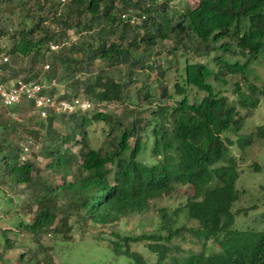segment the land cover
Masks as SVG:
<instances>
[{
  "label": "trees",
  "instance_id": "trees-1",
  "mask_svg": "<svg viewBox=\"0 0 264 264\" xmlns=\"http://www.w3.org/2000/svg\"><path fill=\"white\" fill-rule=\"evenodd\" d=\"M176 1L66 0L60 6L54 0H0V37L10 40L0 53L8 58L10 75L64 81L72 96L81 87V97L92 104L84 112L66 114L61 132L53 122L64 114L48 112L41 119L28 102L0 106V186L27 188L26 207L35 206L31 221L19 223V230L31 233L36 242L47 231L69 240L68 220L74 217L78 225L111 227L100 250H107L112 262L88 264H264V231L234 228L240 209H231L240 196L239 158L231 149L242 155L256 138L264 140V125L245 131V116L238 113L257 108L264 98V85L252 81L256 76L251 77L249 67L264 60V0H179L180 8ZM69 33L76 35L75 41ZM161 54L164 62L174 61V68L182 58L172 95L163 83ZM78 70L90 76L80 80ZM143 70L155 71L153 83L140 81ZM233 74H239L244 87L235 81L226 97L223 78ZM134 87L136 102L131 104ZM189 88L194 91L190 102ZM43 91L58 92L56 87ZM124 102L137 108L125 125L112 113L97 110L102 103ZM24 109L36 129L27 130L11 116ZM127 111L133 113L125 108L122 115L128 116ZM138 111H148L149 118ZM99 120L108 129L104 149L90 146L84 137L86 126ZM148 126L152 144L144 159ZM27 136L41 137L37 152L48 160V175L58 174L60 183L51 186L48 175L39 174L31 160L36 151L19 160L20 142ZM71 144L79 145L76 152ZM178 187L189 189L181 205H155ZM149 212L157 220L147 231L113 228L121 219ZM1 235L0 259L10 248L5 233ZM186 235L197 250L176 242ZM208 241L215 244L214 251L206 252ZM132 244H140L152 258ZM18 262L55 264L50 255L38 257L35 249L21 253Z\"/></svg>",
  "mask_w": 264,
  "mask_h": 264
},
{
  "label": "rangeland",
  "instance_id": "rangeland-1",
  "mask_svg": "<svg viewBox=\"0 0 264 264\" xmlns=\"http://www.w3.org/2000/svg\"><path fill=\"white\" fill-rule=\"evenodd\" d=\"M179 1V0H177ZM175 2V6L180 8L181 3ZM182 1V0H180ZM194 1V0H188ZM4 9L6 8V5ZM14 21V18H12ZM70 34V33H69ZM70 37V41L76 40V35H68ZM78 37V36H77ZM10 40L6 37H0V52H4L9 44ZM65 41H63L64 43ZM166 43L165 45H168ZM156 51H162L158 47L154 48ZM163 53V52H162ZM162 55H159L158 62L159 64H163L166 68L165 74L163 76V83L166 86L167 92L172 95L173 94V83L175 81L180 82V69L182 67V58L178 59V62L175 63L171 59L170 61H163ZM227 56V54H225ZM203 57V56H202ZM177 58V57H176ZM201 59V58H199ZM258 62V63H256ZM99 62L94 63V69ZM45 65V64H44ZM42 68L48 70L49 67ZM49 66V65H48ZM38 67V65L36 66ZM251 68V77L252 75L256 76L252 81L264 85V60L255 61L249 64ZM76 74L80 80H83L85 77H89L90 73L86 71L78 70ZM41 72V71H40ZM124 72L121 67L120 74ZM113 76H117V73H113ZM156 73L154 70L150 71L148 74L146 70L140 72V81L144 83H153L154 77ZM59 78V74L56 76ZM227 83L225 85V94L224 96H229V92L231 91V85L235 81H239L240 85L244 87V82L239 77V74L233 75H225L223 78ZM58 92L63 93L64 91L68 93V96H72L71 88H68L65 82H57ZM81 86V85H79ZM78 86V87H79ZM138 92H140L141 87L138 83ZM131 89V104L136 102L135 99V88ZM158 89V88H157ZM156 88L153 91H157ZM81 87L77 90V97L80 98L83 94ZM194 93L192 88L187 90L188 101H191V94ZM199 94V93H198ZM198 94L195 95L194 98H198ZM61 94H58V97ZM65 98V97H64ZM170 102V100H169ZM168 102V103H169ZM26 107L25 105H23ZM143 107V106H142ZM141 107V108H142ZM96 108V107H95ZM97 110L112 113L114 117L119 118L122 121L123 125L127 123V121L131 120L133 116L136 115L137 108H133L132 105H129L128 102L124 103H109V104H101V106H97ZM125 108H128L133 111L132 114L127 111L128 116H123L122 112ZM20 113L16 114V118H18L19 123L22 125H26V129H36L37 126L33 121L32 117L29 115L26 109L20 110ZM141 117H144L146 120L149 118L148 111H138ZM240 115H244L245 119L243 122V128L245 131H253L254 127L257 125H264V98L260 99L257 108H242L238 111ZM30 117V118H29ZM15 119V118H14ZM63 119V120H62ZM66 119V115L54 120L53 128L62 131L64 128V124L62 121ZM107 125H105L102 121H91L85 128L84 137L90 146L94 148H106L105 144V132ZM21 127L18 128V132ZM150 126L146 128L147 140H145L143 145V153L141 154V158L148 159V151L152 144V139L149 135ZM42 135V132H40ZM227 134V133H226ZM21 135V134H20ZM15 138L14 136H11ZM81 135L77 134L76 139H80ZM31 151L30 155H33L37 151H39L41 137L34 139L32 136L30 137ZM143 139V138H142ZM130 143L132 139L129 140ZM67 147V145H64ZM78 144H71L70 149L72 152H76L78 150ZM36 151V152H35ZM231 152L239 158V177L236 182V186L240 191V196L238 201L233 204L232 210L240 209L237 215L234 217L233 227L236 229H253V230H263L264 231V140L260 141V139H255L248 147L244 148L243 154L237 150L236 148H232ZM37 158L33 157L31 159L34 162V165L39 172L40 175L47 176L49 172L45 169L44 164L48 161L47 159H42L40 154L37 152ZM31 157V156H30ZM241 158V159H240ZM37 159V160H36ZM79 159V158H78ZM66 180H70V176L66 177ZM48 180L51 186H55L56 184L61 182L60 176L58 174H54L53 177L48 175ZM189 193L188 187H178L171 194L164 195L162 200H159L155 203V205L167 206L169 208L177 207L181 205L183 202L184 193ZM28 197L27 188H24L23 185H16L13 189H6V187L0 186V242L2 243V233H5L9 241L10 248H7L2 252L0 264H20L18 262L19 255L28 254L29 250L35 249L37 251L38 257H43L45 255H50L52 257L53 263L55 264H88L89 262H101L104 263L112 262V255L106 251L100 250L101 247L105 244V241L102 240L104 237H107V232L111 227L106 229H102L100 226H93L92 224L87 225H78L73 222L74 217H70L68 220V224L72 226L71 231L69 232V240H61L60 234H54L50 231L44 232L42 237L38 242L33 239L31 233L23 230H19L21 226L19 223H29L31 221V217L33 214V208L35 205H32L31 208L26 207ZM60 202V199L58 200ZM157 219L149 212L145 214L139 215H131L128 218L121 219L118 223L113 225V228L118 230L119 232H134L138 233L140 231H147L151 229L152 223L156 222ZM52 227V226H51ZM180 246L184 249L192 248L193 250H197L199 247L197 244H192L189 241V236H185L182 240H177ZM175 243V242H174ZM97 244V245H95ZM206 246L208 247L207 251H214L215 244L211 241L206 242ZM131 247L133 249L139 250L145 258L151 259V255L147 253L145 249L142 248L140 244H132ZM37 248V249H36ZM31 264V263H29Z\"/></svg>",
  "mask_w": 264,
  "mask_h": 264
},
{
  "label": "built area",
  "instance_id": "built-area-1",
  "mask_svg": "<svg viewBox=\"0 0 264 264\" xmlns=\"http://www.w3.org/2000/svg\"><path fill=\"white\" fill-rule=\"evenodd\" d=\"M59 5H64L66 0H54ZM51 49L55 46L49 45ZM8 62L6 55L0 53V106L13 107L22 103H31L33 111L41 118L45 119L48 112L56 114H69L73 112H84L92 107V104L85 98L72 96L70 98L58 97L60 93L48 94L43 90L56 87L54 79L46 82L38 80H26L21 76H11L10 70L5 67ZM47 64L44 68H47ZM11 116L16 119V114ZM32 141L30 137H25L20 142L19 160H26L30 156Z\"/></svg>",
  "mask_w": 264,
  "mask_h": 264
},
{
  "label": "clouds",
  "instance_id": "clouds-1",
  "mask_svg": "<svg viewBox=\"0 0 264 264\" xmlns=\"http://www.w3.org/2000/svg\"><path fill=\"white\" fill-rule=\"evenodd\" d=\"M91 108H92V107H91ZM91 108H90V109H91Z\"/></svg>",
  "mask_w": 264,
  "mask_h": 264
}]
</instances>
